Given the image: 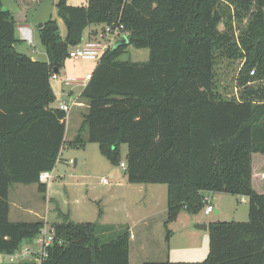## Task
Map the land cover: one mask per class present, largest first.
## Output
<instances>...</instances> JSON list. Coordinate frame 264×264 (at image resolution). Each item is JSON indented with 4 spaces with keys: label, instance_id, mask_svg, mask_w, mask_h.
I'll return each instance as SVG.
<instances>
[{
    "label": "trees",
    "instance_id": "obj_1",
    "mask_svg": "<svg viewBox=\"0 0 264 264\" xmlns=\"http://www.w3.org/2000/svg\"><path fill=\"white\" fill-rule=\"evenodd\" d=\"M31 4L24 3L26 10ZM25 8L12 12L0 1V254L14 253L44 224L10 221L8 191L12 184L35 183L44 194L47 183L38 175L61 160L66 121L52 106L51 76L87 26L122 24L128 42L107 49L97 61L79 95L87 110L69 146L97 143L117 164L119 147L126 144L127 181L167 185V240V224L182 209L197 212L206 193L247 198L246 221L207 223L203 261L142 264H264V192L252 185L255 154L264 156V88L245 87L250 71L264 75V0H86L85 5L58 0L66 30L57 35L55 19L39 27L44 61L15 48L21 39L14 13ZM129 44L148 48V59H118ZM218 55L243 58L239 83L245 97L216 94ZM59 218L52 224L55 241L46 264H129L128 228L107 235L109 224L74 221L63 213Z\"/></svg>",
    "mask_w": 264,
    "mask_h": 264
},
{
    "label": "rangeland",
    "instance_id": "obj_2",
    "mask_svg": "<svg viewBox=\"0 0 264 264\" xmlns=\"http://www.w3.org/2000/svg\"><path fill=\"white\" fill-rule=\"evenodd\" d=\"M2 8L9 11H18L20 6L25 8L24 3H32L26 10L27 26L32 31V40H20L16 44V50L23 52L36 60L47 59L45 47L39 36V24L48 19H55L61 36L65 34V23L57 13L58 0H22L18 6L16 0H0ZM24 2V3H23ZM68 5H85L86 0H66ZM241 23H245V20ZM234 21L233 27L237 26ZM20 22H16V35L19 38ZM96 27L100 24H96ZM149 57L148 48H137L131 44L118 56L120 60L146 61ZM99 59L66 57L64 65L60 68L58 78H51L50 85L54 93L53 107L58 106L63 84L61 79L65 76L74 78H84L87 72H92ZM242 57H226L218 55L214 64V90L218 97L222 99H240L245 97L242 91L244 86L239 83V73L242 68ZM252 79L246 84L247 88H264V75L249 72ZM250 86V87H249ZM63 98V97H61ZM84 101V100H83ZM86 102V101H85ZM86 104L73 107L69 111L67 125L65 124V139H74L83 114L86 112ZM80 111V112H79ZM87 133H83V138ZM69 140V141H70ZM65 146L61 148L60 158L52 169L53 179L47 182L46 191L40 193L37 184L29 185L14 184L10 187V214L9 220H41L39 216L30 213H22V216H15L14 210L18 203L17 190L24 188V196L36 202L32 207L35 211L44 215L42 221L48 226L59 221V213L69 216L74 221L98 222L109 224L113 228L107 235H114L124 228L129 229V225H134L136 233L135 241L129 248L130 264H142L143 260H170V261H203L208 254L209 231L207 228H197V226L207 225L210 221H246L248 217L247 199L240 196L226 194L222 192H209L208 202L203 203L197 212L182 209L178 218L167 224L170 236L166 239V230L163 225L160 227L159 215L149 216L141 223L137 220L145 216L153 205L149 196L145 194L143 183H129L121 186L126 178V172L120 167L121 162H126L125 154L127 145L121 144L119 147L118 163H112L101 154L98 144L85 142L83 147ZM258 155V154H255ZM254 156V155H253ZM73 161H76L74 164ZM105 179V182L102 180ZM149 186L162 188L161 197L166 199V184L156 183ZM207 204L212 205V211L204 212ZM137 219V220H136ZM136 220V222H133ZM133 222V223H130ZM144 226H149L153 236L146 240V252L139 249L142 239H139L140 232ZM132 227V226H131ZM130 231V230H129ZM143 235V233H142ZM27 241H22L26 245Z\"/></svg>",
    "mask_w": 264,
    "mask_h": 264
},
{
    "label": "built area",
    "instance_id": "obj_3",
    "mask_svg": "<svg viewBox=\"0 0 264 264\" xmlns=\"http://www.w3.org/2000/svg\"><path fill=\"white\" fill-rule=\"evenodd\" d=\"M18 27L19 38L21 40L31 41L32 31L26 26ZM126 35L127 32L124 30L122 24H100V26L93 29L88 39L82 40L80 43L71 46L68 49V56L74 59H100L101 55L107 49L113 47L119 39ZM252 72L253 71H251V73ZM51 78H58V74H53ZM90 78L91 73L86 74L84 78L81 79L65 76L61 79V81L64 85L78 83L84 88ZM77 105H82V102H78L76 100H60L57 107L65 113L64 119L67 121L70 109ZM119 165L122 169H126L125 162H121ZM52 179V171H41L38 175V180L42 183H47ZM102 181L105 182V179ZM203 200L205 203L208 202V196L205 195ZM211 211L212 205L207 204L204 212L208 214ZM30 241L32 243L21 245L20 248L12 254H0V261L10 263L26 262L25 264H46L48 247H50L55 241L53 226H48L44 223L38 233Z\"/></svg>",
    "mask_w": 264,
    "mask_h": 264
},
{
    "label": "crops",
    "instance_id": "obj_4",
    "mask_svg": "<svg viewBox=\"0 0 264 264\" xmlns=\"http://www.w3.org/2000/svg\"><path fill=\"white\" fill-rule=\"evenodd\" d=\"M15 16H16V20L17 22H20L21 25H18V26H25V23L27 21V14H26V11L24 12H15L14 13ZM27 27V26H26ZM28 28V27H27ZM96 26L94 24H91L89 26L86 27V29L84 30V36H83V40L85 39H88L90 37V34L92 33L91 31H93V29H95ZM60 35H61V32H60ZM32 59H34V57L30 56ZM47 57V56H46ZM42 60H46V59H42ZM89 73H92V72H87L86 74H89ZM85 74V75H86ZM81 79V78H79ZM63 84V83H62ZM83 87L78 84V83H72L70 85H64L63 84V88L61 89V92L62 94H60L61 98L60 97V100H76L78 102H82V105H77V106H74V107H77V109H81L80 106H83V104L85 103L86 106V110H87V102L83 101V99L80 98V93L82 91ZM59 100V101H60ZM58 101V102H59ZM80 112V111H79ZM68 118H69V115H68ZM68 120V119H67ZM83 121V117H82V120H81V123ZM80 123V125H81ZM66 125H67V121H66ZM79 125V126H80ZM79 128V127H78ZM70 139H65L64 138V143L66 141L69 142ZM69 146V144H66ZM65 146V144L63 145V147ZM254 164H253V175H252V185L254 187V189L257 191V192H264V156L263 155H255V159L253 160ZM76 163V161H74V164ZM129 185L128 184V181H127V178H125L123 180V183L122 184H119L121 186L124 187V185ZM16 184H19V183H16ZM14 184L10 185L9 186V191H10V187L13 186ZM29 185V184H28ZM144 185L146 191H145V194L143 196H149V200L150 202L153 203L152 207H151V210L143 217H140L137 221L141 223L142 220H146L149 218V216H152V217H155V216H158L159 215V221H160V227L163 225L164 221H165V218H166V201H167V188H165V194H166V199L163 200L162 197H161V190L162 188H159L158 186H149L151 184H142ZM153 185V184H152ZM8 191V202H9V213H8V217H9V214L11 212L10 210V192ZM24 188H18L17 190V199L19 200L17 205L15 206L16 210H14V215L19 217V216H22V213H30V214H35L36 216H39V218L42 220L44 217V215L39 214V212L35 211L34 208L31 206L32 205V202L30 199H27L25 196H24ZM246 198V197H244ZM247 199V198H246ZM36 204V202L34 201L33 204ZM34 204V206H36ZM178 216V215H177ZM179 217V216H178ZM176 217V218H178ZM136 220H134L133 222H136ZM14 221H23V220H14ZM31 221H34V220H31ZM133 222H130V223H133ZM53 224V223H52ZM132 226V227H131ZM164 226V225H163ZM129 230H130V245L133 241H135L136 238V233L134 231V225H129ZM142 231L143 232H140V237L139 239L143 238L142 239V242L140 243L139 245V249L143 252H146V248H145V242L146 240H148L150 237L153 236V232L154 231H150V227L149 226H144L142 228ZM143 233V235H142ZM130 248V247H129ZM144 261H157V260H143ZM129 264H130V253H129Z\"/></svg>",
    "mask_w": 264,
    "mask_h": 264
},
{
    "label": "water",
    "instance_id": "obj_5",
    "mask_svg": "<svg viewBox=\"0 0 264 264\" xmlns=\"http://www.w3.org/2000/svg\"><path fill=\"white\" fill-rule=\"evenodd\" d=\"M3 9H4V8H3ZM41 25H42V23L39 24V27H41ZM59 34H60V32L57 31V35H59ZM127 42H128V41H127L126 36H123L121 39H119V40L115 43L114 46L122 45V44H125V43H127ZM197 228H207V225L205 224V225H202V226H197Z\"/></svg>",
    "mask_w": 264,
    "mask_h": 264
}]
</instances>
